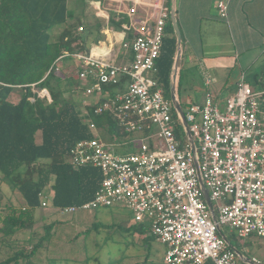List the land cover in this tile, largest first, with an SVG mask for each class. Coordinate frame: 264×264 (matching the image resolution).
Returning a JSON list of instances; mask_svg holds the SVG:
<instances>
[{"label":"built area","instance_id":"obj_1","mask_svg":"<svg viewBox=\"0 0 264 264\" xmlns=\"http://www.w3.org/2000/svg\"><path fill=\"white\" fill-rule=\"evenodd\" d=\"M121 3L127 8L118 14L130 20L117 37L130 50L128 60L118 63L113 48L98 44L60 56L47 72H61L63 57L76 59V95L94 136L72 145L68 160L75 168L91 164L103 173L92 199L55 208L75 213L127 207L136 222H149L150 234L167 245L165 264H240L243 257L223 236V226H231L239 237L264 236V90L256 91L242 78L237 92L222 105L207 90L202 102L189 103L186 109L181 105L183 117L157 77L156 61L172 15L169 0ZM91 4L100 10L102 0ZM143 6L147 10L141 13L138 7ZM228 9L227 0L218 2L221 17H227ZM212 81L209 77L206 84ZM40 95L52 100L46 88ZM105 113L126 132L157 134L159 141L151 145L143 140L136 152L114 153L92 120V114ZM41 203L52 206L50 191L42 192ZM251 261L259 263L257 258Z\"/></svg>","mask_w":264,"mask_h":264},{"label":"trees","instance_id":"obj_2","mask_svg":"<svg viewBox=\"0 0 264 264\" xmlns=\"http://www.w3.org/2000/svg\"><path fill=\"white\" fill-rule=\"evenodd\" d=\"M171 4L169 0L170 7ZM83 17L70 9L69 0H0V174L13 182L25 200L20 207L8 203L6 214H2L0 201V231L5 236L33 227L35 212L41 207V194L46 188L51 192V204L55 208L92 199L102 182L103 173L99 167L88 164L75 168L68 160L72 145L94 136L78 102L64 100L59 103L67 92H76L79 82L76 59L72 55L63 57L66 68L61 72L53 68L47 75L60 56L89 49L83 34L89 24H84ZM60 26L62 30L53 37L54 29ZM174 33L170 17L161 55L156 61L157 77L169 99L178 50ZM102 38L99 34L98 41ZM179 84L178 74V87ZM45 88L52 100L40 95ZM16 90L21 91V97L13 101L10 96ZM102 115L118 124L111 114ZM97 116L92 114L98 128L94 120ZM38 132H41L42 142L37 140ZM55 225L53 222L46 224V233L31 251L17 250L0 264H20L23 258L31 263ZM92 226L95 228L96 224ZM134 229L149 234L146 238L150 240L156 238L145 228ZM204 264L215 263L209 260Z\"/></svg>","mask_w":264,"mask_h":264},{"label":"rangeland","instance_id":"obj_3","mask_svg":"<svg viewBox=\"0 0 264 264\" xmlns=\"http://www.w3.org/2000/svg\"><path fill=\"white\" fill-rule=\"evenodd\" d=\"M90 1L69 0V7L76 15L87 17L86 12L90 10ZM178 1L174 0L175 9L178 7ZM85 17H83V22L88 25L85 22ZM89 17L92 24L95 25L98 22L103 24V20L91 18V15ZM78 25L79 23L76 22L75 26ZM180 29L183 52L179 68L180 84L178 91L182 106L186 109L187 103L194 102V96L201 94L199 89L205 87L207 79L211 76L199 68V62L192 61V52L187 49L181 25ZM61 30V26L55 28L53 37H56ZM85 33L83 32V34ZM175 34L178 44L176 30L174 36ZM91 35L90 38L89 36L86 37L88 46L98 42L99 39L97 30L91 32ZM116 49H119V53L125 52L123 43L118 44ZM116 61L122 63L123 59L118 57ZM61 63L63 64L64 61ZM64 66L65 64L62 65L63 69L66 68ZM252 84L255 87H264V79L260 85L255 81ZM229 95L224 93L222 97L227 99ZM20 97L21 91L16 90L11 94L10 99L18 101ZM64 100L78 102V93L76 95V92H67L59 99V103ZM219 103L223 104L221 100ZM94 120L98 124L96 133L107 144L109 150L119 155L136 152L140 149L143 140L151 145L159 141L157 134L149 137L147 133L142 131L125 132L122 127L118 126L119 124L106 115H99ZM157 131L158 127L153 125V133H157ZM37 140L42 142L41 132H38ZM46 189L49 191L48 188ZM0 201L3 207L2 214L7 213L6 206L8 203L16 207L25 203L22 194L14 187L13 182L4 179L1 174ZM35 216L36 221L32 228L20 230L11 236H5L0 231V261L7 259L20 249L31 251L33 245L46 233V224L53 222L56 223L55 227L44 241L43 247L31 258V263L23 258L19 262L20 264H165L164 257L167 245L156 238L151 240L146 238L149 234L144 235L135 232L134 227L145 228L150 233V225L149 222H136L133 212L127 207H100L95 210L62 213L52 206H41L37 208ZM94 224H96L95 228L92 226ZM130 225H132L133 230L125 228ZM223 231L244 258L240 264H250L245 260L247 258L250 260L257 258L258 264H264V236L252 234L248 237H239L236 230L229 225L223 226Z\"/></svg>","mask_w":264,"mask_h":264},{"label":"crops","instance_id":"obj_4","mask_svg":"<svg viewBox=\"0 0 264 264\" xmlns=\"http://www.w3.org/2000/svg\"><path fill=\"white\" fill-rule=\"evenodd\" d=\"M93 1L96 0L90 1V10H87L90 13L86 12L88 16L84 18L90 27H85L83 32L90 38L91 32L97 30L103 38L88 48L98 44L107 46L113 48L114 58H122L123 62L128 60L130 50L126 48L125 41L117 37L122 31V24L130 20L129 15H119L117 11L127 7L121 0H102L101 8L97 10L91 4ZM219 1L179 0L176 8L184 41L187 49L192 52V61L199 62V68L213 78L209 85L199 89L201 94L194 96L197 102H202L206 91L210 90L224 103L226 99L222 97L223 94L228 93L229 97L234 95L242 78L256 91L264 90V87L252 84L255 81L260 85L264 79V0H227V17L220 16ZM146 10L144 6L138 7L141 13ZM89 15L103 20V24H92ZM120 43L125 47L124 53L116 49Z\"/></svg>","mask_w":264,"mask_h":264},{"label":"water","instance_id":"obj_5","mask_svg":"<svg viewBox=\"0 0 264 264\" xmlns=\"http://www.w3.org/2000/svg\"><path fill=\"white\" fill-rule=\"evenodd\" d=\"M171 7H172L171 8V14H172L171 15V19H172V22H173V26H174V28L176 30V33L178 35V50H177V55H176V58H175V62H174L173 69H172V74H171V98H172V100L174 102L175 107L181 112L182 116L185 117L184 111L182 109L181 103H180L179 98H178V93H177L178 74H179L180 61H181L182 52H183V49H182V32H181L180 25H179V22H178V19H177V16H176V9H175L174 0H172ZM185 124L188 125L186 120H185ZM201 184H202V188H203V191H204L205 199L208 202L209 207L213 211V203H212V201L210 199L208 191H207L206 187L204 186V183H203L202 180H201ZM214 218H215V216H214ZM223 236L226 238L224 233H223ZM245 260L248 263H250V264H258L256 262L251 261L248 258L245 259Z\"/></svg>","mask_w":264,"mask_h":264}]
</instances>
